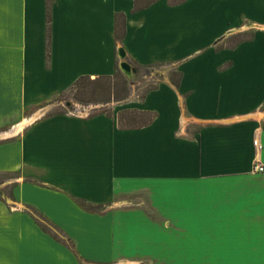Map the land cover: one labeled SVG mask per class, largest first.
Instances as JSON below:
<instances>
[{
	"label": "crops",
	"instance_id": "obj_1",
	"mask_svg": "<svg viewBox=\"0 0 264 264\" xmlns=\"http://www.w3.org/2000/svg\"><path fill=\"white\" fill-rule=\"evenodd\" d=\"M262 113L264 0H0V264H264Z\"/></svg>",
	"mask_w": 264,
	"mask_h": 264
},
{
	"label": "rangeland",
	"instance_id": "obj_2",
	"mask_svg": "<svg viewBox=\"0 0 264 264\" xmlns=\"http://www.w3.org/2000/svg\"><path fill=\"white\" fill-rule=\"evenodd\" d=\"M129 67V66H128ZM145 75V74H144ZM143 75V76H144ZM128 76V74H127ZM130 81H138L143 78L140 77L138 74L131 73L129 75ZM128 77L123 74V72L118 71L117 75L115 76V84L118 88L122 87L123 84L127 85ZM143 80V79H142ZM156 80H149L147 84H151V82H155ZM107 80L101 79L98 82H89L87 80L81 81V84L77 88L70 89L66 91L64 94L58 97L52 98L50 104L47 105V110H42L43 113H52V112H63V111H75L77 113H93L98 112L103 109L106 104H110V100L108 97V86ZM125 82V83H124ZM146 84V85H147ZM148 85V86H149ZM151 86V85H150ZM145 88V85L139 89L140 92ZM106 98L105 101L100 100V96ZM72 103H76V106H73ZM114 103L112 102L111 105ZM83 106V108H81ZM41 114V113H40ZM263 166V165H262ZM1 175V174H0ZM3 181V176H0V182ZM0 192H2V188L0 187Z\"/></svg>",
	"mask_w": 264,
	"mask_h": 264
},
{
	"label": "trees",
	"instance_id": "obj_3",
	"mask_svg": "<svg viewBox=\"0 0 264 264\" xmlns=\"http://www.w3.org/2000/svg\"><path fill=\"white\" fill-rule=\"evenodd\" d=\"M117 75V72L114 73L112 76H98L94 79H90L89 76H81L79 77L73 84V86L70 88V89H73V88H77L80 84H81V81L83 80H87L89 82H98V80H101V79H104V80H107V86H108V99L111 100L114 99V100H119V99H122L126 93V85L123 84L122 87L118 88L115 84V76ZM125 83V82H124ZM100 100H103L105 101L106 98H104L102 95L100 96Z\"/></svg>",
	"mask_w": 264,
	"mask_h": 264
},
{
	"label": "built area",
	"instance_id": "obj_4",
	"mask_svg": "<svg viewBox=\"0 0 264 264\" xmlns=\"http://www.w3.org/2000/svg\"><path fill=\"white\" fill-rule=\"evenodd\" d=\"M253 143L257 150L260 149L261 145L258 143L257 140H254ZM263 170H264V166H262L261 164H254L253 171L261 172Z\"/></svg>",
	"mask_w": 264,
	"mask_h": 264
},
{
	"label": "bare ground",
	"instance_id": "obj_5",
	"mask_svg": "<svg viewBox=\"0 0 264 264\" xmlns=\"http://www.w3.org/2000/svg\"><path fill=\"white\" fill-rule=\"evenodd\" d=\"M122 65H123V66H126V64H123V63H122ZM122 68H123V67H122ZM263 114H264V113H262V115H263ZM23 124H24V123H22V124H20V125H17V126L13 129V130H14L13 132H15L17 129L21 128V127L23 126Z\"/></svg>",
	"mask_w": 264,
	"mask_h": 264
}]
</instances>
